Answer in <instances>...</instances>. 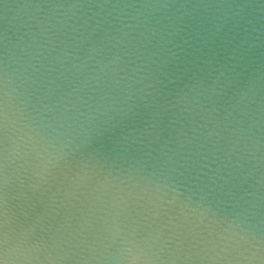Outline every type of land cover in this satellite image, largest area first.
Instances as JSON below:
<instances>
[{
	"label": "water",
	"instance_id": "1",
	"mask_svg": "<svg viewBox=\"0 0 264 264\" xmlns=\"http://www.w3.org/2000/svg\"><path fill=\"white\" fill-rule=\"evenodd\" d=\"M0 264H264V0H0Z\"/></svg>",
	"mask_w": 264,
	"mask_h": 264
}]
</instances>
